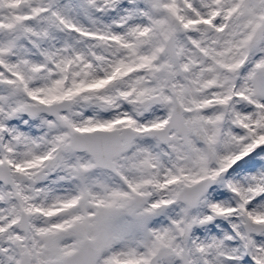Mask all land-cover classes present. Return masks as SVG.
<instances>
[{
    "label": "snow or ice",
    "instance_id": "obj_1",
    "mask_svg": "<svg viewBox=\"0 0 264 264\" xmlns=\"http://www.w3.org/2000/svg\"><path fill=\"white\" fill-rule=\"evenodd\" d=\"M0 264H264V0H0Z\"/></svg>",
    "mask_w": 264,
    "mask_h": 264
}]
</instances>
